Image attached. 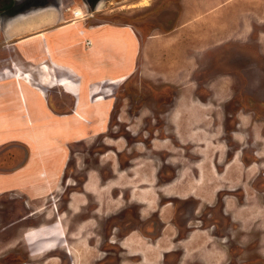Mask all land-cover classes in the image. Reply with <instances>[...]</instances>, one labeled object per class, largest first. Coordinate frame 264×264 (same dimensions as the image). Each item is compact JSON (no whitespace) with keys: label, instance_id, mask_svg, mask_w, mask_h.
Listing matches in <instances>:
<instances>
[{"label":"rangeland","instance_id":"obj_1","mask_svg":"<svg viewBox=\"0 0 264 264\" xmlns=\"http://www.w3.org/2000/svg\"><path fill=\"white\" fill-rule=\"evenodd\" d=\"M90 1L0 2L1 61L9 54L17 60L16 50L2 46L6 22L52 5L72 6L73 17V10L81 9L89 23L132 26L139 48L133 72L112 85L105 130L71 144L73 155L66 162L64 178L74 184L58 190L63 196L60 208L70 191L82 190L89 172L98 180L94 192H88L82 210L69 217L66 232L59 226L42 227L45 230L37 234L27 228L38 223L23 218L35 205L18 196H1L0 264H67L66 251L72 264H116L115 245L124 247L122 264H131L135 258L131 254L137 251L150 264H161L166 248L168 264H196L198 255L206 264H220L240 253L241 246L194 245V234L189 237L194 242L177 241L186 232L178 234L171 224L183 226V220H190L187 216L193 215L199 192L203 195L195 216L214 212L220 218L203 226L210 224V229L217 227L223 234L224 226L232 235L237 230L244 240L248 236V247L256 249V233L264 239V193L255 187L256 180L264 179V0ZM109 85L94 88L93 97H101ZM54 94L58 102L70 104L71 99ZM144 170L151 172L153 181L152 201L147 203L138 198ZM115 176L116 188L111 181ZM124 181L132 182L125 186ZM156 214L167 227L154 241L159 231L153 239L145 238L135 230L139 225L132 223ZM90 217L95 233L71 232L70 225ZM238 221L244 229L237 228ZM83 240L95 245H82ZM261 248L264 254V245ZM101 250L111 252L105 255Z\"/></svg>","mask_w":264,"mask_h":264},{"label":"crops","instance_id":"obj_2","mask_svg":"<svg viewBox=\"0 0 264 264\" xmlns=\"http://www.w3.org/2000/svg\"><path fill=\"white\" fill-rule=\"evenodd\" d=\"M71 10L72 6L55 5L28 10L8 20L3 30L1 45L16 50L17 60L13 54L0 59V197L18 196L35 205L23 217L38 223L27 228L34 234L45 230L42 227L59 226L66 232L69 217L79 213L88 192H94L98 180L89 172L82 190L70 191L60 208L63 196L58 190L74 184L64 178L66 162L73 155L71 144L105 130L116 80L133 72L139 51L132 26L89 23L84 15L73 17ZM105 82L110 85L103 95L93 97L94 88ZM56 92L71 99L70 104L58 102ZM142 177L138 198L151 202L152 174L144 170ZM115 179H111L114 188ZM93 218L77 220L70 225L71 232L95 233Z\"/></svg>","mask_w":264,"mask_h":264},{"label":"flooded vegetation","instance_id":"obj_3","mask_svg":"<svg viewBox=\"0 0 264 264\" xmlns=\"http://www.w3.org/2000/svg\"><path fill=\"white\" fill-rule=\"evenodd\" d=\"M2 1L3 0H0V2H2ZM91 2H93V1L91 0L89 3H91ZM82 16H83V14L81 15V17ZM146 171H148V170H146ZM175 178H176V176H175ZM256 181H257V185L255 187L258 188L262 193H264V179H261L259 181L256 180ZM168 183L171 184L170 182H168ZM193 185L195 186V184H193ZM260 187H261V189H260ZM205 190H206V188H205ZM202 195L203 194L199 192V195H198L199 197H197L198 198V202L196 204H194L195 205V209H193V215L190 216V214H188V216H187V218L190 217V220H187L185 222V220L182 219L184 221L183 226L177 225L178 222H176L177 224H175V222H171L172 225H175V227H177V233L178 234L181 233V232L182 233L186 232V236L179 237L177 241H184V240L188 239L189 240L188 242H194L193 238H195V242L193 243L194 245H229V246L233 245V244L240 245L241 246V249H240L241 252L240 253H237V255H234V257L230 256V257L224 259L223 261H221L220 264H264V254H262L263 250L261 248V245H264V239H263L262 235L260 236V240H259L258 233H256V240L258 239L259 242H257L258 241L257 240L256 244H255V245H257V248L255 249V247H254L252 249V248L248 247V245H249L248 242H247L248 236H246V238L244 240L242 238L243 234L241 232L238 233L237 230H236V232H234V229H232L233 232H234V235H232L231 233H229L227 231L228 228L226 229V226H224L222 231L226 230V232L223 234V232H220V230H218L217 227L215 229H210V227H211L210 224H209V226H206V227L203 226L205 224V222L214 223V222L211 221V218H213L215 220H220V218H219V216L216 213H214V212H209L208 213L207 211H206L207 215H206V213L205 214L200 213L199 215L195 216L194 210H195V212L197 214L198 207H200V203H201L200 202V196H202ZM181 202H184V198H182ZM164 205H166V204H164ZM166 216L169 217V214L166 215ZM222 217H223L222 220L225 221L226 218L224 216H222ZM137 218H139V217H137ZM177 218H178V216H177ZM119 220H120V218L118 219V221ZM192 220L195 221V223L191 224L190 222ZM115 221H116V218H115ZM130 224H131V222L129 223V225ZM237 224H239V227H237L238 229L239 228L244 229V227L240 225L239 221L236 223V225ZM132 225H139L138 226L139 229L133 228L129 232L128 235L123 236V238H121L120 244L129 235H131V233L133 231H135V230L139 231L140 234H144L145 238H149V239H153L152 236H155V234H156L155 231H159L158 232L159 234H156L157 236L154 238V241H156V239L163 237V231L167 227V223L162 221V217L159 218L158 214H156V216H150V217H147V218H143V219H141L140 222H137V224L134 222V223H132ZM118 227L120 229H122L121 227H123V226L119 224ZM114 229H116V225H114L113 230ZM182 229L184 230V232L182 231ZM146 231H147V233H146ZM178 234H177V236H178ZM190 234H194L193 238H191V239H189ZM208 236L210 238L209 241H208V244L207 243L203 244L202 240H204L206 242V237L208 238ZM212 237H214V238L212 239ZM232 240H235V241L232 242ZM230 243H232V244H230ZM120 248L121 249L124 248L123 245H115L114 246V249H116V264H122L123 263L122 259H121V256H122L121 254L124 253V251L121 250ZM235 249L238 251V249L236 247H235ZM101 252L106 255L108 253L110 254L111 251L101 250ZM168 252L169 251L166 248L165 252H163V254L161 255V264H168V260H167V253ZM249 253H253L256 256H253L252 258H250V257H248ZM131 255L135 257L134 260H130L131 264H142L143 260L146 261V258H145L146 256L141 257L142 255L140 254V251H137L136 253L134 252ZM228 255H229V251H228ZM117 256L120 257L118 260H117ZM103 257H104V255H103ZM195 261H196L195 262L196 264H206V261L200 255H198L195 258ZM71 262H72V257H68L67 264H71ZM150 263H151V261H146V263H144V264H150Z\"/></svg>","mask_w":264,"mask_h":264},{"label":"bare ground","instance_id":"obj_4","mask_svg":"<svg viewBox=\"0 0 264 264\" xmlns=\"http://www.w3.org/2000/svg\"><path fill=\"white\" fill-rule=\"evenodd\" d=\"M217 9V8H216ZM216 9H215V11H216ZM219 9V8H218ZM217 12V11H216ZM73 14H75V17H80L81 15H82V11L80 10V9H75V10H73ZM227 16V15H226ZM226 18H228V17H226ZM213 34V33H212ZM45 82V81H44ZM23 96V95H22ZM39 106V105H38ZM41 110H43V109H41ZM44 117V116H43ZM3 131V130H2ZM31 131V130H30ZM191 131V130H190ZM187 135V134H186ZM195 135V134H194ZM182 136H183V134H182ZM191 136V135H190ZM193 136V135H192ZM196 136H197V134H196ZM184 137V136H183ZM186 138V137H185ZM192 139H193V137H192ZM199 139V138H198ZM196 140V139H195ZM192 142V141H191ZM42 161V160H41ZM198 162V161H197ZM199 163V162H198ZM184 167V166H183ZM183 170H184V168H183ZM146 177V176H145ZM144 178V177H143ZM190 179V178H189ZM128 182V181H127ZM130 183V182H129ZM201 187H203V186H201ZM206 187H204V189H205ZM203 189V190H204ZM202 190V189H201ZM210 194V193H209Z\"/></svg>","mask_w":264,"mask_h":264},{"label":"built area","instance_id":"obj_5","mask_svg":"<svg viewBox=\"0 0 264 264\" xmlns=\"http://www.w3.org/2000/svg\"><path fill=\"white\" fill-rule=\"evenodd\" d=\"M74 16H75V14H74Z\"/></svg>","mask_w":264,"mask_h":264}]
</instances>
